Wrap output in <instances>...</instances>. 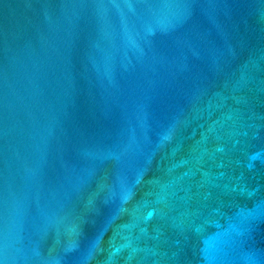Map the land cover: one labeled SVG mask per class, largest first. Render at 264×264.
Masks as SVG:
<instances>
[{
  "label": "water",
  "instance_id": "1",
  "mask_svg": "<svg viewBox=\"0 0 264 264\" xmlns=\"http://www.w3.org/2000/svg\"><path fill=\"white\" fill-rule=\"evenodd\" d=\"M0 264H264V0H0Z\"/></svg>",
  "mask_w": 264,
  "mask_h": 264
}]
</instances>
